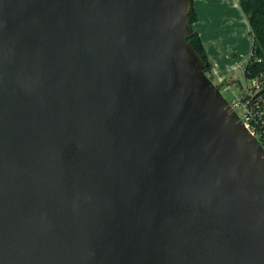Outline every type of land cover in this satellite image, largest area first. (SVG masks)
<instances>
[{
	"label": "water",
	"instance_id": "obj_1",
	"mask_svg": "<svg viewBox=\"0 0 264 264\" xmlns=\"http://www.w3.org/2000/svg\"><path fill=\"white\" fill-rule=\"evenodd\" d=\"M191 7L0 0V264H264V149Z\"/></svg>",
	"mask_w": 264,
	"mask_h": 264
},
{
	"label": "crops",
	"instance_id": "obj_2",
	"mask_svg": "<svg viewBox=\"0 0 264 264\" xmlns=\"http://www.w3.org/2000/svg\"><path fill=\"white\" fill-rule=\"evenodd\" d=\"M194 8L198 21L193 24V31L202 38L212 63V81L216 84L236 78L239 69L244 72L252 49V1L195 0Z\"/></svg>",
	"mask_w": 264,
	"mask_h": 264
},
{
	"label": "trees",
	"instance_id": "obj_3",
	"mask_svg": "<svg viewBox=\"0 0 264 264\" xmlns=\"http://www.w3.org/2000/svg\"><path fill=\"white\" fill-rule=\"evenodd\" d=\"M252 1V16L249 22L250 37L252 39V49L248 62L245 67V76L248 79L260 77L264 83V0H251ZM192 7L189 15L192 24L198 21V15L194 8L195 0H190ZM192 47L198 52L204 60V71L212 77V63L210 62L202 38L198 33L193 31L192 37L189 39ZM220 89V86H218Z\"/></svg>",
	"mask_w": 264,
	"mask_h": 264
},
{
	"label": "built area",
	"instance_id": "obj_4",
	"mask_svg": "<svg viewBox=\"0 0 264 264\" xmlns=\"http://www.w3.org/2000/svg\"><path fill=\"white\" fill-rule=\"evenodd\" d=\"M244 73H245V69H244ZM261 90H264V83H262L261 86L258 87L255 93H249L251 97H249L246 101H242V98H240L238 103L233 102V104L232 103L230 104L233 107V109L236 111L238 116L241 118L247 129L258 140V142L264 149V94L258 97L256 100H254L256 94L259 93ZM223 93L224 92H222V94ZM242 102L246 110L243 115L238 113V107ZM249 106L250 109H248Z\"/></svg>",
	"mask_w": 264,
	"mask_h": 264
},
{
	"label": "rangeland",
	"instance_id": "obj_5",
	"mask_svg": "<svg viewBox=\"0 0 264 264\" xmlns=\"http://www.w3.org/2000/svg\"><path fill=\"white\" fill-rule=\"evenodd\" d=\"M250 51L248 55H250ZM243 57V55H242ZM236 78L230 77V79L222 82L216 83L217 86H220V90L223 93L224 97L228 100L229 103H238L239 99L242 98V101H246L251 95L249 93H255L258 87L261 86L262 79L257 77L256 79H248L245 76V73L242 72V69H239L236 73ZM238 81H241L242 87L239 85ZM247 96V97H246ZM250 109V106L248 107ZM245 108L243 102L238 107V113L243 115L245 113Z\"/></svg>",
	"mask_w": 264,
	"mask_h": 264
}]
</instances>
